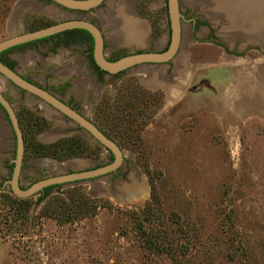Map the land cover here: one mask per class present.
<instances>
[{
	"label": "rangeland",
	"instance_id": "1",
	"mask_svg": "<svg viewBox=\"0 0 264 264\" xmlns=\"http://www.w3.org/2000/svg\"><path fill=\"white\" fill-rule=\"evenodd\" d=\"M14 1L0 0V40L7 35L3 25ZM135 13L150 23L151 41L167 35L165 0H140ZM84 15L76 12L80 19ZM25 20L21 16L17 21L22 30L54 23L35 13L26 25ZM209 23L183 34L182 61L174 62L178 70L173 76L167 72L160 87L143 84L135 66L103 74L100 92L92 99L74 95V74L57 72L81 52L78 44L40 52L58 58L59 64L14 66L98 125L112 121L126 137L115 138L122 162L114 172L51 187L39 203L37 194L18 201L6 185L0 188V264H264V24L252 19L250 30L237 33L224 18ZM130 51L115 48L106 56ZM7 85L0 82V91ZM15 90L16 95L6 97L20 117L26 144L33 129L25 130L24 120L30 123L36 116L49 126L34 140L45 143L77 134L86 143V155L63 161L33 157L27 145L21 187L111 160L71 120L34 95ZM105 100L120 107L110 105L103 112L97 106ZM6 135L9 145L6 137L0 145V180L7 179L14 152L9 126ZM68 195L86 196L97 207L61 224L42 213L65 203ZM144 207L149 211L142 212Z\"/></svg>",
	"mask_w": 264,
	"mask_h": 264
},
{
	"label": "crops",
	"instance_id": "2",
	"mask_svg": "<svg viewBox=\"0 0 264 264\" xmlns=\"http://www.w3.org/2000/svg\"><path fill=\"white\" fill-rule=\"evenodd\" d=\"M138 1L140 0H103L99 6L91 10L75 11L66 9V12H64L56 4L46 0H15L10 14H8L4 21V33L7 34V37L29 31L26 29L22 30L23 24L19 23L18 25L21 16L27 19L24 23L26 25L28 24V19H31L34 13L45 15L51 20H54L55 23L74 18L80 19L81 17L76 16V12H82L85 14V17H82L85 20L90 21L92 20L91 18L95 19L96 22H90L95 24L102 34L103 54L105 56L108 55V53L110 54L113 49L123 47L130 48L131 51L129 53L148 51L149 47H153L152 51L159 50L165 44L167 35L160 36L156 41L150 40V23L145 19L139 18L135 13V4ZM158 2L159 1L156 3ZM182 3L191 12L185 7L181 9ZM101 5H103L102 8H100ZM178 9L183 17L180 25L181 40L184 33H192V30L199 27L201 22H210L209 24L212 26L213 24L215 25L217 18H224L226 24L233 27V30L237 33H243L244 31H248V29L250 30L252 19L253 24L260 26L261 20H263L264 24V0H178ZM193 10L198 11L194 12ZM196 22L197 25L195 24L196 26L194 27V23ZM61 35L62 34L57 36L59 37L58 39H60L56 40L58 42L47 39L38 42H25L18 45L8 55L13 63V68L14 66H18L23 69L34 65L41 66L45 63L59 64L58 58L53 59L52 57H47L43 55L44 51L47 52L48 49H55L57 47H68L69 44H78L82 46L81 52L77 53L76 56L73 57L72 62L65 66L63 70H58L57 73L74 74L72 78L73 87L71 89L74 95L78 96L81 92L84 93L85 91L97 93L100 84L97 82L96 76L92 73L91 68L88 67L86 59L87 51L84 46L86 44H79L77 42L63 44L61 43ZM195 38H198L197 35ZM178 51L174 58L170 60L171 65L168 63L143 64V68L139 69L142 72L138 71L144 75L140 78L141 82H143V84L146 83L148 87L149 85L160 87L162 84H165L167 82L165 75L168 69L173 76L175 73L173 74L172 71L178 70V68L172 67L174 62L182 61V53ZM40 52H43V54ZM80 69L82 72L79 73ZM14 70L19 73L17 69L14 68ZM167 80L171 81L170 77ZM7 128L8 124L6 120L4 121V113L0 109V133L3 135L0 145L1 143L4 144V137H8V135H6ZM7 137V142H5V144L9 145V138ZM2 165H4V163H2ZM3 180L4 178L0 180V188L5 186Z\"/></svg>",
	"mask_w": 264,
	"mask_h": 264
},
{
	"label": "water",
	"instance_id": "3",
	"mask_svg": "<svg viewBox=\"0 0 264 264\" xmlns=\"http://www.w3.org/2000/svg\"><path fill=\"white\" fill-rule=\"evenodd\" d=\"M69 10L87 11L96 8L103 0H50ZM167 24H168V40L167 45L160 51H139L126 55H122L116 59L109 60L103 54L102 34L99 28L92 22L84 19H69L60 22H55L47 26L37 28L35 30L25 31L20 34L10 35L0 40V51L12 47L14 45L24 43L45 37L67 29H84L91 36V56L93 63L101 70L108 74H116L123 70L143 68V64H160L165 63L174 58L179 50L181 36V22L183 18L178 9V0H165ZM141 71V70H139ZM0 82L3 79L9 80L14 85L25 90L28 93L35 95L39 100L47 103L57 110L61 115L71 120L75 126L88 134L90 138L97 141L110 155L111 160L99 167L92 169L71 171L63 174L52 175L39 180H36L26 187H21L18 183L19 174L21 171L22 154H23V139L19 128L14 110L0 92V107L7 116L10 127L14 136V152L11 159L10 176L4 181L8 185L9 192L18 198H27L37 194L42 188L50 185L72 183L82 181L94 177H99L108 173L114 172L122 162V153L117 144L104 135L86 116L79 113L77 110L68 106L64 101L54 96L43 88H40L22 77L14 70L0 62Z\"/></svg>",
	"mask_w": 264,
	"mask_h": 264
},
{
	"label": "trees",
	"instance_id": "4",
	"mask_svg": "<svg viewBox=\"0 0 264 264\" xmlns=\"http://www.w3.org/2000/svg\"><path fill=\"white\" fill-rule=\"evenodd\" d=\"M61 33L67 34V35H69L71 33H74V34L79 33L80 36L83 37V39L90 41L89 49L91 48V36L84 29H79V28L68 29V30L62 31ZM51 36H53V35H50L48 37H51ZM71 40L67 39L61 43L66 44L67 41H71ZM7 49H10V48H7ZM119 56H121V55H118L116 57H107V59L113 60ZM89 63L94 68V70L96 71V73L98 75L101 73H105L103 70L99 69L93 63L90 54H89ZM8 64H9L10 68H12L13 63L8 62ZM116 74H118V73H116ZM131 97H132V95L130 94L127 97H125L124 99H126V98L129 99ZM143 103H144V100L142 101V104ZM110 105L113 106L112 108H119L120 107L118 102H112L109 104V103H107L106 100L100 102L97 107L99 108V110H100V108H103V112H106L104 110V108H107ZM121 106H123V105H121ZM125 106L130 107V104L125 105ZM119 118L120 117L118 115L114 116V119H119ZM92 122L104 135H106L108 138L113 140L117 144L118 147H119V145H118L117 141H115V138L118 137L120 139H123L126 137V135L124 134L122 129L121 128L118 129V125L111 123L112 121L108 122V120H104V121L102 120V124L104 126L98 125L94 121H92ZM24 124H25V128H24L25 130L26 129L27 130L33 129V135H30L31 138H30V141L28 144L25 143L26 139H25V135H23V138H24L23 139V141H24L23 151H25L27 149V145L30 144L31 145L30 151H31V155L33 157L43 155V156L49 157L51 159H55L57 161H63L64 159H67V158L78 157L80 155H86V153H85L86 143L84 142V140L82 139L81 136H78L76 134V135H71L69 137L66 136V137L58 138L57 140H55L51 143H41L37 140H34L32 138V136L34 137V135H36L37 133L47 129L49 126L48 122H46V120L44 118L36 116L35 119L32 118L30 123L28 121L24 120ZM20 128H21L22 133H24L23 128L22 127H20ZM30 134H32V133L30 132ZM60 185H62V184L50 185V186H46V187L42 188L39 192H37V197L35 200L36 203H39L40 201L46 199V197L49 194V189L51 187H59ZM67 198L68 199H67V201H65V203L63 202L61 204H56V206H54V204H53V207L45 208V210H43L42 213H44L46 216L53 218L57 223L61 224L63 222L73 221V219H77V217H80V216L90 215L94 212V210L97 207V205L95 204V201L88 199L86 196H78L77 198H73V197H70L68 195ZM23 199L24 198H19L17 200L18 201H24ZM145 207L142 211L144 213L149 211L147 209L145 210ZM61 218H63V219H61Z\"/></svg>",
	"mask_w": 264,
	"mask_h": 264
},
{
	"label": "flooded vegetation",
	"instance_id": "5",
	"mask_svg": "<svg viewBox=\"0 0 264 264\" xmlns=\"http://www.w3.org/2000/svg\"><path fill=\"white\" fill-rule=\"evenodd\" d=\"M46 1H48V2H51L50 0H46ZM57 5V4H56ZM57 6H59V5H57ZM61 7V6H60ZM166 7V6H165ZM63 8V7H62ZM69 10V9H68ZM75 11H78V10H75ZM182 15V14H181ZM166 17H167V15H166ZM30 19H28V21H29ZM27 21V22H28ZM182 21V18L180 19V22ZM166 23H167V21H166ZM197 25V22L196 23H194V27ZM167 26H168V24H167ZM68 30V29H67ZM64 31V30H63ZM62 31H60V32H57V33H54V34H51V35H53V36H51V37H48V36H50V35H48V36H45V37H41V38H38V39H35V40H31V41H27L26 43H30V42H38V41H42V40H47V39H49V40H52V41H56V40H60V39H58L59 37H57V36H59L60 34H62L61 35V39H62V42L63 41H65V40H71V41H67V43L69 42H77V43H79V44H86V45H84L85 46V48H86V51H87V54H86V59H87V63H88V67L89 68H91V70H92V73L96 76V80H97V82H99L100 83V81L102 80V76H103V74H108L107 72H105V73H101V74H97L96 73V71L94 70V68L90 65V63H89V54H90V56H91V48L89 49V46H90V41H88V40H85V39H83V37H81L80 36V34L79 33H71V34H69V35H67V34H63V33H61ZM167 40H168V33H167ZM167 40H166V42H165V44L163 45V47H162V49H159V50H156V51H160V50H163L165 47H166V45H167ZM180 40H181V36H180ZM194 40H197V39H194ZM56 42H58V41H56ZM25 43V42H24ZM21 44H23V43H20V44H17V45H14V46H12V47H9L10 49H4V50H2V51H0V62L1 63H3V64H5L6 66H8L9 68H10V66H9V64H8V62H11V60H10V58H9V53H11L12 52V50L14 49V48H16L18 45H21ZM179 48H180V44H179ZM148 51H150V50H148ZM152 51V50H151ZM131 53H133V52H131ZM129 54V53H128ZM124 55V54H123ZM126 55V54H125ZM122 56V55H121ZM120 57V56H119ZM91 58H92V56H91ZM107 58V57H106ZM118 58V57H117ZM93 61V60H92ZM165 63H168L169 65H171V63H170V61H168V62H165ZM170 68V67H169ZM12 70H14V68H13V66H12V68H11ZM15 71V70H14ZM16 72V71H15ZM168 72H169V69H168ZM17 73V72H16ZM20 77H22L23 79H25L26 81H28V82H30V83H32V84H34V85H36V86H38V87H40V88H43L41 85H39V84H37V82H34L33 81V78H31V77H29V76H26V75H22V74H20V73H17ZM0 77H2L1 75H0ZM4 80L6 81V83L8 84L7 85V87L4 89H2L0 92L2 93V95L6 98V100L7 101H9L8 99H7V97H6V95H11V94H13V95H16V93L14 94V90L16 89L17 90V92L18 91H24V92H26L25 90H23V89H21V88H19L18 86H16V85H14L13 83H11L9 80H6V79H3V81H2V83L1 84H3L4 83ZM2 87H3V85H2ZM4 87H5V85H4ZM43 89H45V88H43ZM3 90H4V92H3ZM13 92H12V91ZM15 90V91H16ZM46 90V89H45ZM46 91H48V90H46ZM49 92V91H48ZM100 91H99V89L97 90V93H93V92H90V91H85L84 93L83 92H81V95L83 94L84 96L83 97H88V98H90V99H92V98H94L95 96H97L98 95V93H99ZM28 93V92H27ZM51 93V92H50ZM29 94H31V93H29ZM52 94V93H51ZM31 95H33V94H31ZM80 95V94H79ZM78 95V96H79ZM80 95V96H81ZM35 96V95H34ZM55 96V95H54ZM36 97V96H35ZM37 98V97H36ZM41 101V100H40ZM43 102V101H42ZM10 103V102H9ZM43 103H45V102H43ZM66 103V102H65ZM67 104V103H66ZM71 104V105H70ZM45 105H48L47 103H45ZM68 106H70L71 108H73V109H75V110H77L78 112H79V110H78V108L76 107V105L74 104H72V103H68L67 104ZM37 106V105H36ZM49 107H52V106H50V105H48ZM38 108H39V106H37ZM0 109H1V107H0ZM52 109H54L53 107H52ZM2 110V109H1ZM14 110V109H13ZM55 110V109H54ZM3 111V110H2ZM57 111V110H56ZM58 112V111H57ZM4 113V112H3ZM14 113H15V116H16V119H17V122H18V125H19V128L20 127H22V123H21V120H20V117H19V115H18V113L16 112V111H14ZM79 113H81V112H79ZM4 116H5V119H6V122H7V124H8V126L10 127V123H9V121H8V119H7V116L5 115V113H4ZM63 116V115H62ZM64 117V116H63ZM66 118V117H65ZM68 119V118H67ZM89 119V118H88ZM90 120V119H89ZM91 121V120H90ZM92 122V121H91ZM93 123V122H92ZM94 124V123H93ZM77 128H79L78 126H76ZM10 129H11V127H10ZM20 130H21V128H20ZM12 131V130H11ZM21 133H22V131H21ZM13 134V133H12ZM38 134V133H37ZM36 134V135H37ZM35 135V136H36ZM90 137V136H89ZM59 138H61V137H59ZM13 139H14V136H13ZM22 139H24L23 138V133H22ZM58 139V138H57ZM57 139H55V140H57ZM55 140H53V141H55ZM53 141H50V142H45V143H51V142H53ZM97 142V141H96ZM23 144H24V141H23ZM106 150V149H105ZM110 154V153H109ZM9 176H10V173H9V175H8V177H7V179L9 178ZM5 181V179L3 180V182ZM6 185V184H5ZM7 186V188L9 189V187H8V185H6Z\"/></svg>",
	"mask_w": 264,
	"mask_h": 264
}]
</instances>
